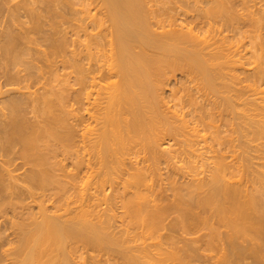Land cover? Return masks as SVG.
I'll list each match as a JSON object with an SVG mask.
<instances>
[{
    "label": "bare ground",
    "instance_id": "6f19581e",
    "mask_svg": "<svg viewBox=\"0 0 264 264\" xmlns=\"http://www.w3.org/2000/svg\"><path fill=\"white\" fill-rule=\"evenodd\" d=\"M263 82L264 0H0V264H264Z\"/></svg>",
    "mask_w": 264,
    "mask_h": 264
},
{
    "label": "rangeland",
    "instance_id": "374dc122",
    "mask_svg": "<svg viewBox=\"0 0 264 264\" xmlns=\"http://www.w3.org/2000/svg\"><path fill=\"white\" fill-rule=\"evenodd\" d=\"M165 5H166V4H165ZM165 5H164V7H167V6H165ZM168 5H169V4H168ZM170 5H171V4H170ZM173 13H174V12H173ZM244 40H245V41H243V42H247V38L244 39ZM241 42H242V40H241ZM241 42H240V43L237 42V46H239L240 44H243V42H242V43H241ZM245 45H246V44H245ZM240 47H242V45H241ZM248 47H249V45H248ZM245 48H247V47H245ZM239 49H241V48H239ZM254 64H255V63H251V64H249L248 66L244 65V66H245L244 68H245V69L248 68V67L250 68V67H251L250 65H252V67H253ZM241 67H242V66H241ZM238 69H240V66L238 67ZM240 70H241V69H240ZM61 72H63V71H61ZM237 72H238V71H237ZM243 73H244V72H243ZM239 74H240V73H239ZM177 76H179L178 73H177L176 77H177ZM240 76H243V74H242V75L240 74ZM171 80H172L171 83L173 84V83H174V82H173L174 78H172ZM172 84H171V85H172ZM261 84H262V85H261ZM261 84H260L261 86L258 85V88H257V90H256V91H258V90H259V91L256 92L255 95L253 94L255 97H260V96H263V97H264V82L261 83ZM260 89H261V90H260ZM258 93H259V94H258ZM256 94H257V95H256ZM253 95H252V96H253ZM213 97H214V96H213ZM213 97H212V98H213ZM215 97H216V96H215ZM215 97H214V98H215ZM214 98H213V99H214ZM218 99H219V98L217 97V100H218ZM217 102H218V101H217ZM218 109H219V107H218ZM215 110H216V109H215ZM215 110L213 109V111H215ZM221 112H222V113L224 112V113H223L224 116H223L222 114H221V115H222V117L225 118V117L227 116V115L225 114V111H221ZM221 112H219V114H218V112L215 113V114H216V115H215V119L217 118V121L215 120V121L213 122V126L216 125V124L218 125V123H220V122H221L220 124H224V125H220V124H219V125H220V126L218 125L219 128H218L217 126H215V127H217L216 129H215V127H214L215 130L212 129V128H213V126H212V127L208 128V130H205V132L207 131L206 134H205V132L203 131V132H204L203 134H205L206 136H207V135L209 136V137H208V141H210V143H209L208 141H206V143H205L204 145H206V144H213V143L211 142L212 139H211L210 137H212V135H214V134H217V135L220 134V135H218V137L220 138V140L223 139L224 141H226L228 135L231 134L232 132H234V133H232L231 135H232V136L235 135L234 138H236V139H235L236 141H234V144H237V142H238L237 137H238V136L236 135V133L238 134L239 132H238L237 130H236V131H237V132H236V131L234 130V128H233V124L235 123V121L237 122V119H233V120H235L234 123H233V121L230 123V121L232 120V118H234V114H232V118L230 119L231 113L228 114V112H226L229 116H228L227 118H225V121L227 122V121L229 120V122H227V123H229L230 125H229V124H226L225 121H221V120H223V118L221 119V115H220ZM219 115H220V116H219ZM217 116H218V117H217ZM235 117H236V116H235ZM219 118H220V119H219ZM226 119H227V120H226ZM218 120H220V121L218 122ZM222 122H223V123H222ZM224 122H225V123H224ZM214 123H215V124H214ZM232 123H233V124H232ZM227 125H228V127H227ZM230 126H231V127H230ZM225 128H226V129H225ZM228 128H230V129H228ZM218 129H219V132H216V131H218ZM231 129H233V131H232ZM229 130H230V131H229ZM209 131L211 132V136H210V134H208V133H210ZM213 131H214V134H212ZM227 131H228L229 133H228ZM215 132H216V133H215ZM220 132H222V133H220ZM226 132H227V133H226ZM235 132H236V133H235ZM201 134H202V132H201ZM226 134H227V135H226ZM233 134H234V135H233ZM231 135H229V136H231ZM215 136H216V135H215ZM221 136H222V139H221ZM224 136H225V137H224ZM240 140H241V139H240ZM253 140H254V142H252V140L249 142V143H250L249 146H250L251 143H252V145H251V150H252V151L250 150V152H251L252 155H251V154H250V155H251V157H252V156L255 157V155H258L259 157L256 156L255 159H254V161H255V163H257V162H258V163H259V162L261 163V162L264 161V158H263L264 156H262L264 153L262 152V150L259 151V149H263V147L260 146V145H261V142L264 141V140H263V139H259V140H258V139H257V140H256V139H253ZM207 142H208V143H207ZM213 142H214V141H213ZM226 142H227V141H226ZM226 142H225V143H226ZM225 143L223 144V146H226ZM256 143H257V145H256ZM258 143H260V144H258ZM254 144H255L256 146H255ZM253 145H254L255 147H254ZM199 146H200V145H198L197 147H199ZM258 146H259V147H258ZM200 147H201V146H200ZM200 147H199V148H200ZM236 147H237V148H235V149H237V150L235 151V153H236V155H237L238 153L242 152V150L238 149V147L241 148V145H240V146L238 145V146H236ZM252 147L255 149L254 151H253ZM256 147H258L257 150H256ZM200 149H201V148H200ZM200 149H198V151H202V149H201V150H200ZM241 149H242V148H241ZM238 150H239V151H238ZM198 151H196V152H198ZM261 152H262V153H261ZM240 154H241V153H240ZM240 154H238L237 157H241L243 153H242L241 155H240ZM253 154H254V155H253ZM261 154H262V155H261ZM243 155H245V154H243ZM229 156H231V155L229 154ZM233 157H235V156H233ZM233 157L231 156V158H233ZM253 157H252V159H253ZM261 157H262V158H261ZM228 158H229V157H228ZM229 159H230V158H229ZM229 159H228V160H229ZM234 159H235V158H234ZM237 159H238V158H237ZM252 159H251V160H252ZM252 161H253V160H252ZM254 161H253V165H254L255 167H257V164H258V163H257V164H254ZM256 161H257V162H256ZM161 163H162V164L160 165V167H161V168H160V169H161V172H160V173L163 172V174H164V172L166 173V172L169 171V170H168V167L171 168V166H168V167H167V166H166L167 164L165 165V163H163V162H161ZM179 163H180V162H179ZM179 163H178V164H179ZM176 165H177V164H176ZM183 165H184V164H183ZM262 168H263V167H262ZM262 168H260V169H262ZM262 170H263V169H262ZM163 174H162V177H163ZM164 175H165V174H164ZM166 175H167V173H166ZM165 177H166V176H165ZM171 177H172V176H171ZM163 178H164V177H163ZM165 179H166V178H164L163 182H162L161 179H159V180H160L162 183H164V182H168V181L171 180V179H170V180L168 179V181H165ZM166 180H167V179H166ZM155 181H156V180H155ZM160 181H159V183H161ZM157 183H158V181H157ZM164 185H165V183H164ZM168 192H169V191H168ZM168 192H167V193H168ZM106 193H107V192H106ZM108 193H110V192H108ZM169 193H170V192H169ZM118 211H119V209H118ZM138 222H139V220H138ZM138 222H137V223H138ZM140 223H141V222H140ZM203 223H205V222H204V221H200L199 224L197 225V226H198L197 228H198V232H199V233H203V232H205L206 229H207V228H206L207 225H204ZM138 224H139V223H138ZM202 224H203V226H202ZM205 224H206V223H205ZM135 226L137 227V225H135ZM205 226H206V227H205ZM138 229H140V227H138ZM204 230H205V231H204ZM198 232H197V233H198ZM72 244H73V243H72ZM72 244H71V245H72ZM74 244H75V243H74ZM76 244H77V243H76ZM79 244H80V243H79ZM79 244H77V245H79ZM77 245H75L76 247H75L74 245L71 246V247L74 246V248H76V249L78 248V250H74L75 252L72 253V254H75L74 257H77L78 255H80V253H82L81 256L85 257V258H86V261H87V258L92 257V256H94V255L97 254V253H96L97 251L93 250V248H92V249H89L90 247H87L86 245H82V244H80V248H81L82 250H83V248H85V253H84V251H82V250L79 248V246H77ZM81 246H82V247H81ZM74 248H73V249H74ZM86 248H87V249H86ZM73 249L70 248V250H73ZM79 249H80L81 252L79 251ZM92 250H93V251H92ZM86 251H87V252H86ZM71 252H73V251H71ZM98 252H99V250H98ZM100 252H101V253H100ZM100 252H99V253H100L101 255H100V254H97L98 256L100 255L99 258H101L102 253H103L102 251H100ZM208 252H209V251H208ZM76 253H77V254H76ZM89 253H90V254H89ZM72 254H71V258L73 257ZM83 254H84V255H83ZM91 254H92V256H91ZM97 255H96V258H98ZM81 256H80V257H77V258H72V259L74 260V264L79 263V262H80L79 264H82V263L85 264V263L83 262V261H84V260H83V257H81ZM86 256H87V257H86ZM88 256H89V257H88ZM102 257H105V255L102 256ZM79 258H80V259H79ZM89 259H90V258H89ZM102 259H103V258H102ZM82 260H83V261H82ZM76 261H77V262H76ZM86 261H85V262H86ZM87 262H88V261H87ZM87 262H86V264H90V263H87Z\"/></svg>",
    "mask_w": 264,
    "mask_h": 264
}]
</instances>
